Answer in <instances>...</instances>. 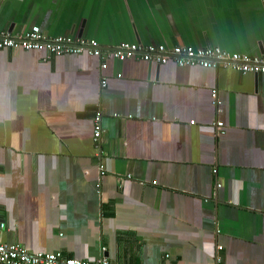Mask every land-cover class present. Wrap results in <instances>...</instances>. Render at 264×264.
<instances>
[{
	"label": "crops",
	"instance_id": "0c3cea01",
	"mask_svg": "<svg viewBox=\"0 0 264 264\" xmlns=\"http://www.w3.org/2000/svg\"><path fill=\"white\" fill-rule=\"evenodd\" d=\"M34 26L107 51L264 56V0H0V30ZM44 59L0 50V241L111 264H215L222 246L223 264H264V74Z\"/></svg>",
	"mask_w": 264,
	"mask_h": 264
},
{
	"label": "built area",
	"instance_id": "2783aa9c",
	"mask_svg": "<svg viewBox=\"0 0 264 264\" xmlns=\"http://www.w3.org/2000/svg\"><path fill=\"white\" fill-rule=\"evenodd\" d=\"M0 50H21L26 52H44L45 61L64 55H87L98 58L103 69L107 68L109 60L124 62L140 58L147 63L166 65L174 61L179 67H202L217 69L231 68L242 74H264V56L250 57L234 54L221 48L208 47L195 49L193 47H176L168 49L165 46L144 45L141 43H122L110 50H104L96 40L73 36H58L49 38L44 35L40 27L34 26L21 34L0 30ZM119 78L121 76H118ZM102 87L108 85L107 79L101 82ZM213 104L218 107V91L212 93ZM103 111L98 110L93 120V142L100 150L105 129L103 127ZM195 123L192 122V125ZM215 128L223 132L224 123L217 122ZM130 177V176H129ZM156 184V182H154ZM2 223L0 228H4ZM222 246L217 247L215 264H223ZM0 264H111L107 257L97 261L65 258L61 252L35 253L18 244H9L0 241Z\"/></svg>",
	"mask_w": 264,
	"mask_h": 264
},
{
	"label": "water",
	"instance_id": "95a60500",
	"mask_svg": "<svg viewBox=\"0 0 264 264\" xmlns=\"http://www.w3.org/2000/svg\"><path fill=\"white\" fill-rule=\"evenodd\" d=\"M2 223H3L2 220H0V226H1Z\"/></svg>",
	"mask_w": 264,
	"mask_h": 264
}]
</instances>
